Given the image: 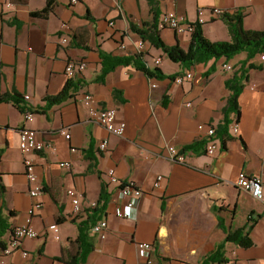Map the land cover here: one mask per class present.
Instances as JSON below:
<instances>
[{
    "label": "crops",
    "instance_id": "obj_1",
    "mask_svg": "<svg viewBox=\"0 0 264 264\" xmlns=\"http://www.w3.org/2000/svg\"><path fill=\"white\" fill-rule=\"evenodd\" d=\"M4 1L0 0V95L19 94L21 104L30 105L34 117L25 120L16 105L0 101V173L5 188L0 214L10 227L2 240L7 242L11 229L25 225L29 217L39 236L23 241L28 257L21 251L5 255L0 248V264H67L72 260L79 250V224L91 226L92 202H98L104 187L113 199L116 187L106 184L109 169L120 180L135 182L145 194L132 218L117 217L111 209L103 214L108 235L101 239L89 232L94 248L78 264H146L138 251L139 242L154 244V264H200L228 231L250 223L252 244L243 247L227 242L225 264H264V203L236 185L241 171H262L264 179V68L259 55L252 60L259 67L249 69L242 81L241 114L229 115L225 147L222 143L215 156H208L207 136L198 126L204 123L217 130L223 123L230 95L226 80L240 68L245 52L231 59L211 58L186 69L145 40L143 61L151 69L160 67L164 78L149 77L128 64L117 66L101 80L102 52L113 56L139 52L137 44L142 38L131 28L151 24L148 0H79L75 5L55 0L47 16L33 15L46 6V0H13L11 8ZM216 7L229 13L241 11L246 30H264V0L159 2L160 13L173 10L189 22H195L198 10L203 9L204 35L212 41L231 40L224 18L212 19L211 9ZM63 22L71 32L69 42L62 45ZM158 29L166 45L179 43L188 49L191 32ZM122 44L126 45L123 49ZM157 57L162 58L159 65L153 63ZM68 62L86 63L73 78L79 86L71 97L48 106L46 97L60 93L69 80L65 74ZM226 63L233 69H225ZM187 70L193 76L183 83L170 77ZM152 82L156 87L152 88ZM85 92L101 105L117 109L119 119L126 123L122 136L111 134L94 120L81 100ZM234 121L239 122L238 133L231 129ZM24 126L36 130L56 149L24 154L18 136ZM104 139H109V146L101 151L99 144ZM169 144L185 154L184 163L169 158ZM26 156L34 160L36 182L44 187L39 197L43 207L32 216L35 198L29 193L32 184L25 174ZM62 162H70V167ZM158 174L166 180L155 188ZM69 188L83 194L82 210L76 217ZM54 222L59 225L60 239L47 229Z\"/></svg>",
    "mask_w": 264,
    "mask_h": 264
},
{
    "label": "built area",
    "instance_id": "obj_2",
    "mask_svg": "<svg viewBox=\"0 0 264 264\" xmlns=\"http://www.w3.org/2000/svg\"><path fill=\"white\" fill-rule=\"evenodd\" d=\"M79 2V0H69L70 5H75ZM5 7L11 8L14 6L13 0H5L4 1ZM203 9L198 10V18L196 22L204 23L206 20L203 17ZM226 10L222 8H212L211 9V15L212 19L216 17H220L225 13ZM112 25L113 22H110ZM193 22H189L185 15L179 14L173 10H167L163 13H161L159 17V23L158 28H172L177 33H183V32H192L193 30ZM70 26L67 22H63L60 29V43L66 44L69 42L70 39ZM126 45L122 44L121 48H125ZM146 47V41L144 39H140L137 44L138 53L144 52V49ZM259 60L263 64L264 68V53L259 54ZM162 62L161 57L153 58V63L155 65H159ZM86 66L85 62H68L65 68V74L69 79H73L76 76L77 70H81ZM224 68L227 70H232V66L229 64H224ZM192 72L187 70L183 74L177 75L173 80L176 83H183L186 80L192 79ZM152 88L156 87V83L152 82L151 84ZM26 100L30 99V95L25 96ZM81 100L84 102V104L87 106L88 111L90 115L102 124L111 134H114L116 136H122L126 123L124 120L119 119L118 117V111L114 107H106L101 105L98 100L95 98V96L91 93L85 92L81 95ZM188 106H191V103H187ZM25 109L22 112L25 120H31L34 117V111L32 107L28 104L24 105ZM200 130H205L207 141L205 143V153L208 156H215L219 150L222 147V140L217 134V130L213 125H207V124H200L199 126ZM231 129L233 132L238 133L239 132V122L234 121ZM66 138L70 137V133L66 130L63 131ZM19 136V147L21 151L24 154H28L31 152H42L46 149L55 150V146L53 144H46L43 139H41L37 131L29 128V127H22L18 131ZM109 146V139H104L99 144V149L101 151H106ZM167 152L169 155V158L175 162L184 163L185 162V154L181 152L176 146L173 144H169L167 146ZM24 164H25V174L29 180V182L32 184L29 189L30 195L35 198L34 203L32 204L31 210H30V216H32L35 209L39 210L43 207V201L39 199V197L44 192L43 185L37 183V175L35 170V162L32 158L26 156L24 158ZM61 165L70 167V162H62ZM166 180L165 176L163 174H158L156 177L153 186L155 188L161 187L163 182ZM106 184H114L116 189L114 192L113 199H110V202L108 204V207L106 209H111L113 213L120 218H132L136 214L138 203L141 199V197L145 194V191L143 188L138 186L133 181H122L120 180L116 175L113 169H109L106 172ZM236 185L244 190L252 194L253 197H255L257 200L264 203V179H263V172H255V173H248L246 171H241L238 175V179L236 182ZM68 196L71 198L73 210L72 215L78 216L79 213L82 210L80 200L82 197V193L78 191L75 188H69L67 190ZM92 207L97 206V202H92ZM30 217L28 218V222L25 225H21L18 227H15L12 229V232L10 234V237L8 241L6 242L5 249L2 250L3 254L8 255L11 254L14 251H21L22 255L24 257H28L29 253L22 249V243L26 238H36L39 236L38 232L31 226L30 224ZM48 230H51L54 232V237L56 239H60V229L57 222H54L50 224L47 227ZM109 226L108 221L106 218L102 217L101 219L97 220L95 223H93L90 228L89 232L91 234H95L99 236L101 239H105L108 235ZM138 251L141 257H143L146 260V264H154L153 262V255L155 251L154 244L150 242H139L137 244Z\"/></svg>",
    "mask_w": 264,
    "mask_h": 264
},
{
    "label": "trees",
    "instance_id": "obj_3",
    "mask_svg": "<svg viewBox=\"0 0 264 264\" xmlns=\"http://www.w3.org/2000/svg\"><path fill=\"white\" fill-rule=\"evenodd\" d=\"M151 6V11L153 13V20L151 24H144L141 28L132 25V30L138 33L142 39L148 40L152 45L157 48H161L163 52L168 56V58L176 63H180L183 68H190L196 63L206 62L211 58H221L231 59L234 56L245 52L246 58L242 60L240 68L235 72V74L226 80V87L230 90V95L228 97L227 106L224 109V121L217 128V134L222 137V143L225 147V143L228 139L227 126L229 124V115L231 112H236L239 117L241 112L238 104V97L244 87L242 81L247 78V71L251 68H257L252 60L259 54L264 53V30H252L245 29L243 26L244 14L236 10L233 13L225 11L222 15L226 21L229 32L231 35V40H218L212 41L204 35L202 23L193 22V30L191 32V42L188 49L184 50L179 43L175 45H166L160 35L158 29V21L161 15L159 9L160 0H148ZM46 6L40 10L33 12V15L47 16L52 10V5L55 0H46ZM90 17V14H88ZM102 57V75L101 80L104 76L116 68L119 65L133 64L137 69L146 73L149 77L164 78L165 74L160 67L149 68L146 62L143 61V54L137 53L135 55L129 56H113L106 53H101ZM178 74L170 76L175 78ZM78 81L69 79L66 85L63 87L60 93L54 96H47L46 101L48 106L61 103L67 98L72 96V90L77 89L79 86ZM0 101L12 102L18 107V109L23 112L25 107L21 104L22 98L19 94L14 93L11 95H0ZM195 145H192V148ZM5 193L4 185L1 182L0 173V196L3 197ZM110 193L107 188H103L98 199L97 206L93 208L88 220L91 225L97 220L101 219L103 214L106 212L108 204L110 202ZM13 211H10V215H13ZM251 219L249 218V221ZM252 223L246 224L243 227L236 229L234 231H228L224 240L216 246L213 252L208 254L200 264H225L228 262L225 257V246L227 242H235L236 244L249 247L252 244L248 233ZM79 234L77 237V243L79 250L72 260L67 264H78L86 261L87 256L94 248L90 235L89 227L85 226L82 222L78 226ZM10 229L7 223V218L0 214V248L3 250L6 247V242L2 240V236L6 231ZM12 232V229H11Z\"/></svg>",
    "mask_w": 264,
    "mask_h": 264
}]
</instances>
